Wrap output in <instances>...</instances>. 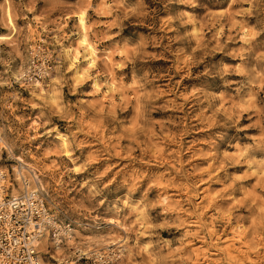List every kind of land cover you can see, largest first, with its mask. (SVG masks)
<instances>
[{
    "label": "rangeland",
    "instance_id": "obj_1",
    "mask_svg": "<svg viewBox=\"0 0 264 264\" xmlns=\"http://www.w3.org/2000/svg\"><path fill=\"white\" fill-rule=\"evenodd\" d=\"M0 118L3 197L70 225L41 264H264V0H0Z\"/></svg>",
    "mask_w": 264,
    "mask_h": 264
},
{
    "label": "built area",
    "instance_id": "obj_2",
    "mask_svg": "<svg viewBox=\"0 0 264 264\" xmlns=\"http://www.w3.org/2000/svg\"><path fill=\"white\" fill-rule=\"evenodd\" d=\"M52 65V55L45 43L36 41L30 46L27 65L18 82L21 85L43 83L51 74ZM2 126L0 118V141ZM23 171L21 165L15 171L23 187L17 196L3 197L0 186V264H41L40 241L46 237L53 248L61 247L70 229L69 224L61 222L48 208L37 179L31 178L30 182ZM108 259L100 258V264H109Z\"/></svg>",
    "mask_w": 264,
    "mask_h": 264
},
{
    "label": "bare ground",
    "instance_id": "obj_3",
    "mask_svg": "<svg viewBox=\"0 0 264 264\" xmlns=\"http://www.w3.org/2000/svg\"><path fill=\"white\" fill-rule=\"evenodd\" d=\"M79 23H80V27H81V29H82V36H81V42L84 44V43H86L87 41H86V35H85V33H84V31H85V28H84V25H83V22H82V20H79ZM90 51V50H89ZM92 55V54H91ZM92 57H94V56H92ZM36 85H40V84H36ZM36 85H34V86H36ZM59 140V139H58ZM1 144H4V145H6L5 144V141H3V139H1V141H0V145ZM64 144V143H63ZM7 146V145H6ZM26 171V170H25ZM3 180V175H2V173L0 172V181H2ZM17 194H19V191L16 193V194H10L12 197H15V196H17ZM67 234V238H71L70 236H69V231L66 233ZM44 239V238H43ZM42 241V243H41V245H43L44 243H45V240H41ZM40 241V242H41ZM40 244V243H39ZM39 248V247H38ZM56 248H58V247H56Z\"/></svg>",
    "mask_w": 264,
    "mask_h": 264
}]
</instances>
